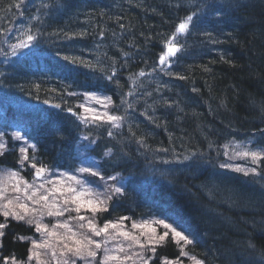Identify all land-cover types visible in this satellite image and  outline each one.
<instances>
[{"label": "bare ground", "instance_id": "bare-ground-1", "mask_svg": "<svg viewBox=\"0 0 264 264\" xmlns=\"http://www.w3.org/2000/svg\"><path fill=\"white\" fill-rule=\"evenodd\" d=\"M224 1L233 7L230 11L224 6ZM224 1L215 0L210 3L215 10V13L214 10L212 11L213 17L203 16L199 12L181 6L176 7L181 11L171 18L169 16L172 13L173 2L171 0L164 2L163 10L166 16L160 20L165 23L159 26L158 33L149 39L150 48H148V54L144 56L147 58L146 66L139 64L137 50L131 51L132 59L129 58L128 61L121 59L118 62L122 66H127L128 63L135 65V75L127 74V78H118L116 70L111 67L109 61L116 57L125 44H129V41L125 42L116 38L115 35V30L126 28L127 0H8L6 3H0V17L4 15L10 19L7 24L2 23L0 19V82L6 78L3 74L5 70L14 72V69H10L14 61L20 62L29 56L31 63L27 69L30 76H25L24 79L23 76L17 77L14 78L15 81L9 78L7 81L11 82V85L0 87V144L4 145V148L0 149V173L6 176L5 180L8 185L6 195L9 198L16 195L12 191V184L15 181L7 179L10 172H16L17 178L29 183V186L38 183L46 184L47 179L45 178H48L54 180L50 184L52 187L57 182L64 183L63 180L68 176L76 177L81 184L73 186L90 189L100 199H105L106 211L93 215L91 211L82 208L79 214L65 212L63 216H49L46 210L40 208V205H32L29 202L31 207L38 209L33 218L40 217L38 219L42 220L43 224H47L49 228L58 222H68L71 226L79 227L82 222L74 218L83 215L87 219L94 220L96 225L101 227L107 222H121L125 231H132L136 234L139 230L132 229V224L146 221L156 227L158 234H162L164 229L156 225L154 221L163 219L177 230H182L193 240V243L183 245V242H180L178 244L169 235L165 242L155 246V252L148 250L151 246L145 248L146 253L143 258L147 259L148 264H153L157 259L161 264H167V262L192 264L190 257L193 256L200 259L203 264H218L217 259L214 262L207 260L208 257L215 256L216 252L211 253L210 246H206L210 240L205 237L204 232L199 230L200 223L197 220L199 211L196 207L199 204L196 203L194 195L200 193L204 200L208 201L217 199L219 209L236 212L240 210L237 209L239 205L236 202L233 204L231 200L240 199V196L236 195L239 191L264 200V133L254 136L256 140L257 138L258 141L259 138L262 140L259 143L254 141L251 133L241 135L236 139L224 138L223 143H219L216 150L211 152L215 155H210L205 141L197 142L178 125L180 120L176 119V114L178 116L181 113L184 114L185 107L189 110L196 109V103L199 101L194 88L182 84V78L179 76L183 74V71L176 66L184 62L185 51H192L191 44L195 39L193 34L210 26V28L215 27L216 39H221L231 22L235 23L240 20V15L235 12L240 11L239 8L245 11L252 7L242 0ZM148 10L144 5L142 14L144 19L150 23L152 13ZM189 15L193 19L189 23L188 30L185 33L176 34L175 29L178 24ZM75 30L76 38L73 39L74 43L78 44L77 46L59 41L63 33H74ZM29 35L34 39L27 42L26 46L13 47L27 41ZM97 36L102 37L99 40L103 44L102 60L100 63L93 64L94 59H91L88 53V45ZM173 37L176 38L180 51L175 56L168 57L166 62L161 64L159 57L166 51L167 41ZM20 53H24L25 57H19ZM197 55H201L202 58H211L213 54L208 48L203 47L200 49V55ZM61 64L65 66L69 74L59 67ZM29 78L30 82L38 83L34 90L28 89L26 92L28 97L37 102L35 104L26 101L27 97L24 92L12 86V84L29 82ZM77 78H80L79 81L76 80ZM61 79L63 80L62 85L58 88ZM113 81L117 82L116 86L120 87L114 95L104 96V93H101L99 97L94 96L98 93L95 89L106 88ZM163 89L173 95H180L179 97L184 96V93L189 99L183 102L185 105L180 102L173 104V99L168 96L167 100L171 103V107L143 99L142 95L155 94ZM111 91L113 93L114 88ZM126 101L133 102L128 109H124L125 104L123 103ZM121 104L123 105L118 108L119 111H112V113L106 111L107 107L115 109ZM86 108L92 111L87 112ZM142 109L151 120L147 119L146 113H140ZM208 112L209 110L206 113ZM105 114L117 116L120 119L108 122ZM94 116L106 120L101 127L107 136L115 135V138H104L100 131L91 128L96 120ZM135 130H138L137 135ZM16 133H19L21 138H15ZM56 134L62 136L58 143L54 141ZM116 139L123 140L127 145L122 152L117 150V160L114 158ZM141 144L148 145V149L152 150L150 165H146L147 158L137 153ZM201 144L204 146L203 149H201ZM98 147L104 149V157L109 159L114 169L113 173L105 174L101 164H97L96 159H101L96 153ZM21 148L27 149L26 153L22 154ZM55 148L56 152H54ZM245 151L258 152L261 159L253 162L251 156L238 155ZM3 155L9 163L13 162L11 165L16 168L2 166V160H5ZM24 155L28 158L23 159ZM187 155H193V157L187 158ZM103 164L106 166L105 162ZM33 165L36 167L34 168ZM146 166H149V173ZM40 167H44L46 171L38 178L36 169ZM81 168H89L90 172H97L98 175L87 177L88 172H80ZM237 168L247 171V175L244 171H236ZM164 171L174 176L167 177L163 174ZM139 174L142 175L139 176ZM170 178H174V181ZM204 181H208V184H202ZM21 187L23 188V185ZM113 187H120L121 193H114ZM142 193L147 195L142 196ZM153 194H160L155 206L151 204L154 199ZM190 195H192L191 198H189ZM109 196L111 199H107ZM130 196L140 202L145 198L143 205L129 207ZM224 196H229V198L226 199ZM174 198H182L187 204L190 201L193 214L185 215L180 209L178 210V206L172 202ZM115 210H118L120 214L115 213ZM121 218L126 219L121 221ZM0 223L6 224V227L0 230L4 233L0 235V264H5L6 258L7 264H13V259L15 264H27L29 260H32L30 252L33 241H36L37 236L39 237L42 232H37L34 224L28 225L12 217L6 219L3 215H0ZM15 225L21 227L22 234H14L12 240L19 239V242L28 245L27 253L22 257L16 253L7 256L3 253L5 236L10 235L9 231ZM84 230L87 229L84 228ZM57 231L61 232L62 229H57ZM101 236L104 237L103 241L98 237H92L102 244V248L97 250V256L94 259H80L79 264L101 262L105 255L104 248H108L109 245L115 247L122 245L127 252L132 254L138 251V247L129 248V242L121 237L109 240L104 245L106 237ZM243 238H245L243 242L236 244L235 250L238 253L236 252L233 256L230 254L232 257L229 260L230 264L264 263V234H251L240 239ZM141 239L143 240V237ZM232 241L234 239L223 241L225 250L229 253L233 248ZM168 246L173 248L174 258H167L163 255V250ZM56 247L60 252L61 245ZM181 247L187 253L186 256H181ZM118 254L125 255V253ZM132 257L136 261L140 260L135 256ZM63 259L67 258L58 257L61 262ZM131 260L125 261L128 262L125 264H133L129 262ZM43 261L47 259L44 258Z\"/></svg>", "mask_w": 264, "mask_h": 264}, {"label": "trees", "instance_id": "trees-1", "mask_svg": "<svg viewBox=\"0 0 264 264\" xmlns=\"http://www.w3.org/2000/svg\"><path fill=\"white\" fill-rule=\"evenodd\" d=\"M7 1L8 0H0V3H6ZM166 1L167 0H127L125 8L126 28L123 30H115V35L116 38L118 37L125 42L129 41V44H125L123 49L117 53L116 57L109 60L111 67L116 70L115 72L118 74V78H127V74L133 76L135 75L136 69L134 64L128 63L127 66H122L118 63L121 59H127V61L129 58L132 59V56L130 57V53L133 50H137V59L139 64L141 66H146L147 58L144 56L148 54V48H150L149 39L154 34H157L160 29L159 26H163L165 23L161 21L160 18L166 16L165 10H163V7H165L163 6V3ZM171 1L173 2V9L169 18L180 12L181 10L176 7L181 6L188 10L199 12L203 16L213 17L212 11L214 9L210 6V3H213L215 0ZM242 1L252 7L246 9L245 11L243 8L238 7L240 11L237 10L235 14L240 15V20L235 23L231 22V25L227 28L221 39H216L214 36L215 27L210 28L209 26L206 29L200 30V32H196L192 36L201 42L199 43L194 39L193 44H191V46H193L192 51H185L183 55L184 62L176 66L180 67V70L183 71V74L179 76L182 78V84L185 86H192L198 95L197 98L199 101L196 103V109L189 110L185 107L184 114L181 113L180 116L176 114V119L180 120L178 125L181 127V130H186L192 138L197 140V142H201L202 140L205 141V144H207L206 149H208L210 155L212 154L211 152L216 150L219 143H223L222 141L225 140L224 138L236 139L241 135H249L250 133L252 134V138H254L255 135L259 136V134L264 133V0ZM144 5L149 9L148 11L152 13V20L150 23L144 19V15L142 14ZM224 6L229 11L230 8H233L225 1ZM0 19H2V23L5 24L10 22V19L4 15H2ZM89 23L90 22H88V24ZM75 33L76 30L74 33L65 32L61 35V37H59V41L68 43L72 46H77L78 44L74 43L73 39L74 37L76 38ZM101 38L102 37L99 36L95 37L96 41L93 40V42L88 45V53L91 55V59H94L93 64L100 63L102 60L101 52L103 44L99 41ZM200 47L208 48L213 54L211 58H202L200 55ZM18 55H20L19 57H25L24 53H20ZM30 65L29 56H26V59H22L20 62L14 61L13 67L10 68L14 69V72L11 73L6 70L3 72V74L6 75V78L1 80L0 87L11 85V82L7 81L9 78L15 81L14 78L23 76L22 78L24 79L25 76H30L28 75L27 70ZM59 67L65 70V66L63 64ZM65 72L67 73L66 70ZM79 79L80 78H77L76 80L79 81ZM62 81L63 80L61 79L57 86L58 88L62 85ZM116 83L113 81L109 83V86L106 88L100 87L95 89L98 93L94 95L100 96L101 93H104V96H106V94L109 96L114 95L115 91L120 88L116 86ZM37 84L38 83L30 82L29 78V82H22L15 85L12 84V86H16V88H19L24 92L27 97L26 101L30 104H35L37 102L28 97L29 95L26 94V92L28 89L31 91L32 89L34 90ZM112 88H114L113 93L111 91ZM183 95L184 96L179 97L180 95H173L163 89L155 94L142 96L143 99H149L156 104L160 103L161 106L171 107V103L167 100V97L169 96L173 99V104L176 102L183 103L189 99V97H185L186 94L183 93ZM123 104H125L124 109H128L130 105L132 106L133 102L126 101ZM123 104L115 109L107 107L106 111L111 113L112 111H119L118 108L122 107ZM208 110L209 112L207 114L206 112ZM142 112L146 113L143 109L140 113ZM146 116L148 120H151L147 113ZM105 121L106 120L102 118L96 119L91 128L100 131L104 138H115V135L112 137L107 136V133L101 127L104 125ZM134 132L137 135L138 130H135ZM56 135L54 136V141L58 143L62 136L61 134ZM255 138L254 141L258 143L262 142L260 138L259 141L258 138L257 140ZM116 140L117 146L115 143L114 149L116 155L114 158L117 160V150L122 152V150H124L123 148H127V145L123 142V140ZM53 145H55V143ZM185 145L192 146L189 144ZM201 145V149H203L204 146L203 144ZM212 146L214 148H212ZM54 152H56V148ZM96 153L98 157L101 158L100 160L96 159V162L97 164H101L102 171L105 174L113 173L114 169L111 167L109 159L104 157V149L102 147H98V149H96ZM137 153L138 155H142L147 158L148 163L146 165H150V153L152 154V150L150 148L148 149V145L144 146L141 144L140 150ZM2 157L4 158L5 155ZM188 157H193V155H187V158ZM183 158H186L185 155H183ZM104 162L106 166H104ZM1 163L2 166L16 168V166L14 167L11 165L13 162L9 163L6 157ZM148 167L149 166H146V170L149 173ZM163 174L167 177L174 176V174L169 175V173L165 171ZM141 175L142 174H139V176ZM170 180L174 181V178H170ZM202 184L207 185L208 181H204ZM143 189L145 188L143 187ZM137 193L139 194L138 191ZM237 194L240 196V199L235 201H232L234 199L231 200L233 204L236 202L239 205L237 209L240 210L237 212L234 210L219 209L217 207V199L208 201L206 199L204 200L200 193L196 195L193 194L196 198V200H194L197 204H199L196 206L199 211V216L197 215V220L200 223L199 230H201L202 233L204 232L205 237L211 241H208L206 245L210 246L211 253L216 252L215 256L208 257L207 260H213L212 262H214V260L217 259L218 262L216 261V263L218 264H230V257L236 255V252L238 253V251L235 250L236 244L243 242L245 239H240L241 237H247L251 234H264V200L254 197L252 194V196H248L244 193H240V191L236 193V195ZM143 195L147 194L142 193V196ZM191 196L192 195H190L189 198H191ZM211 196L213 197L212 194ZM152 197L154 199L151 204L155 206L158 202L160 194H153ZM224 197L226 199L229 198V196ZM144 200L145 198H143L140 202L130 196L128 200L129 207H141ZM172 202H174V204L178 206V210L180 209V211L184 212L185 215L193 214L191 213L193 210L190 207V201L187 204L186 200L182 198H174ZM115 213L120 214L118 210H115ZM159 213L164 215V213ZM9 233L10 235L5 236L4 239V255L7 256L11 253H16V255L22 257L27 253V243H21L18 241L19 239L15 238V240H12L14 234H22L21 227L19 225H15L10 229ZM224 239L227 241L229 239H234V241L231 242V246L233 247L231 249V253L225 250L223 242ZM259 245L261 246V244ZM126 253L140 259L139 261L132 259L129 262H132L133 264L142 263L140 256L134 255L135 253ZM136 253H140L143 257L146 250L138 247V251ZM174 254V250L170 246L163 250V255L167 258H174ZM153 264H161V262L157 259L153 262Z\"/></svg>", "mask_w": 264, "mask_h": 264}, {"label": "snow or ice", "instance_id": "snow-or-ice-1", "mask_svg": "<svg viewBox=\"0 0 264 264\" xmlns=\"http://www.w3.org/2000/svg\"><path fill=\"white\" fill-rule=\"evenodd\" d=\"M193 17L189 15L185 20L180 22L175 29L176 34L185 33L189 28V23L192 21ZM33 36L29 35L27 41L21 42L13 47H24L27 42L33 40ZM180 51L176 38L173 37L169 39L166 43V51L159 57L160 63L166 62L168 57L175 56L176 53ZM143 75V73H141ZM58 107V106H57ZM87 112H91V109H85ZM108 122H115L120 119V117L105 114ZM94 119H100L99 116H94ZM15 138H21L19 133L15 134ZM4 145L0 144V149H3ZM21 153H26L27 149L21 148ZM242 156H251L253 162L261 159V155L258 152H248L238 153ZM23 159H27L26 155L22 156ZM35 168L36 166L33 165ZM226 167V165H225ZM46 171L44 167L36 169V176L39 178ZM80 172H89V168H81ZM236 171H244L247 175V171L244 169L237 168ZM254 171V170H252ZM93 176L98 175L97 172H91ZM18 174L16 172H10L7 179L15 181L12 184V191L16 195L9 198L6 193L8 190L7 180H0V215H3L6 219L12 217L17 221H24L28 225H35L37 232H42L45 235V239L37 243L33 241L32 246V256L35 258L37 264H46L45 261L41 259L42 255L48 254L50 252L53 260L57 259V245H61L62 249L59 252L61 258L65 256H72L79 259L88 260L90 258L94 259L97 256V250L102 248V244L92 237H99L104 235L106 239L104 240V245L108 243L109 240H114L117 237L123 238L124 241L129 242L128 247H139L140 249H145L147 246H151L148 250L155 252L156 247L161 245L166 241V238L171 236V238L177 242H183V245H189L193 243V240L189 238L188 235L184 234L182 230H177L171 223H166L163 219L156 220L154 223L158 226H162L164 231L162 234L157 233L156 227H153L149 222L143 223H133L132 229L139 230L136 234L132 231H125L122 227L121 222H107L102 227L97 226L94 220L87 219L83 215H78L74 219L86 223H80L79 228L87 229L88 233H77L73 230L72 226L68 222H58L51 228L47 224H43L40 219L33 218L34 214L38 211L37 208L31 207L32 205H40L41 209L47 211L49 216H63L65 212L75 211L80 213L81 209H87L95 215L98 212L106 211V200L100 199L97 194L91 192L90 189H85L83 187L77 188L72 184H64L57 182L53 184L51 188H45L44 184H40L37 187L29 186L26 182L18 179ZM70 180L74 181L75 184H81L76 177H69ZM115 179V177H111ZM51 184L52 182L49 181ZM23 185V188L21 187ZM40 189L44 191L41 192ZM112 191L114 193H121L120 187H113ZM58 194V195H57ZM59 199L60 203L57 202ZM111 199V197H107ZM30 202V203H29ZM63 204V207H61ZM68 205H74V207H68ZM126 218H121V221ZM6 224L0 223V230L4 229ZM57 229H63V232L57 231ZM0 235H4L3 231H0ZM143 237V240L141 239ZM55 241V243H54ZM40 250H44L43 252ZM105 255L101 260V264H125V261L131 260L133 257L127 255V249L120 245L117 246L114 251H109L107 247L104 248ZM118 253H125L121 256ZM181 256H186L187 253L181 247ZM134 255L140 256L142 264H148L147 259L143 258L140 253H135ZM192 264H203V262L196 258L195 256L190 257ZM7 264V258L5 260ZM13 264L15 260L13 259ZM58 264H70L68 259H63L62 262L58 261ZM71 264H75V261H71ZM171 264V262H167Z\"/></svg>", "mask_w": 264, "mask_h": 264}, {"label": "rangeland", "instance_id": "rangeland-1", "mask_svg": "<svg viewBox=\"0 0 264 264\" xmlns=\"http://www.w3.org/2000/svg\"><path fill=\"white\" fill-rule=\"evenodd\" d=\"M69 177H70V176L66 177V178L63 180L64 183L75 185L74 181L70 180ZM45 179H46V178H45ZM8 180H9V179H8ZM49 181H51V180H48V182H47L46 184H44V185L49 184ZM27 185H30V184L28 183ZM39 185H40V183H38L37 185H33V186L38 188ZM76 186H77V184H76ZM45 188H46V186H45ZM40 191L43 192L44 190H43V189H40ZM38 218H40V217H38ZM41 222H42V220H41ZM73 230L76 231L74 228H73ZM63 231H64V230L62 229L61 232H63ZM43 239H45V235H44V233H41L39 237L37 236V240H36V242L39 243V242L42 241ZM54 243H55V241H54ZM32 246H33V245H32ZM108 249H110L109 251H114V250L116 249V247H115L114 245H111V246L109 245ZM58 250H59V249L57 248V252H58ZM40 251L43 252L44 250H40ZM30 254H32V248H31V252H30ZM48 255L51 256L50 252H49L48 254L42 255L41 259L44 260V258H45L46 256H48ZM57 255H58V253H57ZM31 256H32V255H31ZM51 257H52V256H51ZM31 259H32V260H29V261L27 262V264H31V262H32V264H37V261H36L35 258H31ZM52 260H53V258H52ZM54 261H55V260H54ZM55 263H57V262L55 261Z\"/></svg>", "mask_w": 264, "mask_h": 264}]
</instances>
